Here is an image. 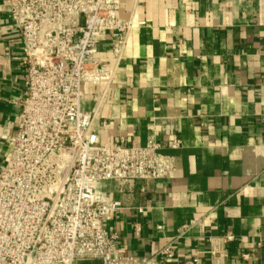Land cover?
<instances>
[{
    "label": "crops",
    "instance_id": "1",
    "mask_svg": "<svg viewBox=\"0 0 264 264\" xmlns=\"http://www.w3.org/2000/svg\"><path fill=\"white\" fill-rule=\"evenodd\" d=\"M119 1L131 20L123 53L116 62L110 40L100 45L113 78L86 84L81 107L96 110L103 142L155 138L175 165L157 180L99 181L96 195L119 203L105 229L153 264H264V0ZM23 55L0 0V169L27 87Z\"/></svg>",
    "mask_w": 264,
    "mask_h": 264
},
{
    "label": "built area",
    "instance_id": "2",
    "mask_svg": "<svg viewBox=\"0 0 264 264\" xmlns=\"http://www.w3.org/2000/svg\"><path fill=\"white\" fill-rule=\"evenodd\" d=\"M21 40L27 87L17 128L0 169V264H153L131 255L104 227L117 201L99 198L102 180H157L174 157L155 139L144 145L103 142L96 110H83L86 84L109 83L113 68L97 55L120 59L131 20L119 0H7ZM99 94H92L96 102ZM180 146L178 137L169 142ZM232 239L228 234L225 241ZM160 255L171 256L170 247ZM213 253V251H212ZM246 259V255L242 256ZM185 264H202L195 256Z\"/></svg>",
    "mask_w": 264,
    "mask_h": 264
}]
</instances>
